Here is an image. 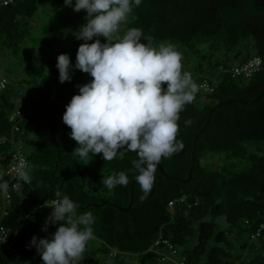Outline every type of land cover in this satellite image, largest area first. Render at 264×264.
I'll list each match as a JSON object with an SVG mask.
<instances>
[{
    "label": "trees",
    "instance_id": "obj_1",
    "mask_svg": "<svg viewBox=\"0 0 264 264\" xmlns=\"http://www.w3.org/2000/svg\"><path fill=\"white\" fill-rule=\"evenodd\" d=\"M86 15L66 7L64 0L0 4V60L10 63V83L0 92V182L7 180L3 172L16 146H25L30 161V183L9 189L7 214H0L12 236L10 249L0 252V264H42L36 249L27 245L34 235L45 238L56 231L55 225L47 232L41 229L57 190L79 205L78 213L91 211L94 216V236L78 264H173L175 259L186 264H264V97L252 105L234 101L216 109L197 138L191 181H180L188 177L195 135L219 99L253 100L264 90V6L256 0H142L121 23V36L138 28L154 47L167 43L176 51L184 49L188 54L181 55L182 71L198 85L203 75L215 85L214 93L199 90L185 106L177 135L184 147L161 160L169 177L157 168L155 189L143 201L131 164L135 153L112 161L98 154L94 172L72 154L77 142L62 117L78 94L76 86L92 78L76 70L71 82L61 84L56 63L65 53L75 63L83 43L75 39V31ZM141 42L148 40L142 37ZM254 55L263 59V68L249 81L220 71L233 60ZM19 68L25 73L20 70L22 77L14 79L10 72ZM17 110L22 114L11 120ZM186 120L192 123L186 125ZM120 172L129 176L126 187L109 190L101 183ZM182 195L189 203L171 211L169 202ZM132 198L129 210L118 207H129ZM258 230L260 236L253 238ZM159 236L176 252L155 247Z\"/></svg>",
    "mask_w": 264,
    "mask_h": 264
},
{
    "label": "clouds",
    "instance_id": "obj_2",
    "mask_svg": "<svg viewBox=\"0 0 264 264\" xmlns=\"http://www.w3.org/2000/svg\"><path fill=\"white\" fill-rule=\"evenodd\" d=\"M141 3L142 0H64L66 7L77 13L83 10L87 15L75 31V39L83 41L75 63L69 54H59L56 68L61 84L71 82L76 70L92 78L76 86L78 94L72 96L62 117L71 129L70 138L77 142L72 154L88 161L99 154L105 161H112L135 153L131 164L143 201L153 190L161 160L184 147L177 139L181 113L193 102L200 86L189 72L182 71V56L171 44L154 47L138 28L119 35L121 23L133 5ZM142 37L148 43L141 42ZM184 123L190 125L192 121ZM17 177L29 180L23 165ZM101 183L112 190L126 187L130 180L127 173L120 172L103 178ZM8 190V183L0 182V195L7 196ZM55 196L41 230L47 232L49 225H55L56 231L45 238L34 235L27 247L36 249L42 264H78L94 236L93 213H78L79 205L60 190ZM8 234L0 228V243H6Z\"/></svg>",
    "mask_w": 264,
    "mask_h": 264
},
{
    "label": "built area",
    "instance_id": "obj_3",
    "mask_svg": "<svg viewBox=\"0 0 264 264\" xmlns=\"http://www.w3.org/2000/svg\"><path fill=\"white\" fill-rule=\"evenodd\" d=\"M13 1L14 0H0V4L8 5L12 3ZM229 65H230L229 67H226L224 65L221 66L220 71L229 72L231 77L234 79H242L244 81H249L256 73L262 70L263 59L258 55H254L244 61L230 62ZM9 83H10V80L8 76L5 75L2 71H0V92L6 89ZM199 86H200V90L205 93L215 92V85L213 84L212 79L207 75L202 76L201 83L199 84ZM21 114H22V111H18V110L15 111L14 113L11 114V120H15V118ZM13 130L14 131L17 130L16 125L14 126ZM21 165H23L28 171L29 180L27 182L20 180L17 177V171ZM3 176L4 178H7V180L4 182L8 183L9 189L11 188L13 190H18L23 183H30V161L26 153L18 146H16L15 151L9 161L8 166L5 168L3 172ZM10 197H11V194L9 190H8L7 196L0 195V214L1 216L7 214V204L10 201ZM53 202L54 201H52V203ZM187 202H188V196L182 195L181 197L175 200H171L169 202V208L171 209V211L174 212L175 207L177 205H181ZM189 206H191V204H189ZM0 228H2L5 233H9L6 243L5 244L0 243V252H1V251H6L10 249L9 247L10 244L8 243L9 242L8 240L12 236H11V233L4 227V225L1 222H0ZM260 234H261L260 230H258L255 234H253V238L259 237ZM154 242H155L154 244L155 247H160L161 245H164L168 249L173 250V252H176L174 249V246L171 243H169L168 240H162L161 236H159ZM163 258L167 259L168 257L166 256ZM173 264H186V261L185 259H180V260L175 259L173 261Z\"/></svg>",
    "mask_w": 264,
    "mask_h": 264
},
{
    "label": "water",
    "instance_id": "obj_4",
    "mask_svg": "<svg viewBox=\"0 0 264 264\" xmlns=\"http://www.w3.org/2000/svg\"><path fill=\"white\" fill-rule=\"evenodd\" d=\"M260 5L264 6V0H256ZM264 97V90L259 94L257 95L253 100H244V99H230V100H223V99H219V102L214 105L212 107V109L210 110L209 114H208V117H207V120L205 122V124L203 125V127L198 131V133H196L195 135V139H194V143H193V149H192V162H191V166H190V169L188 171V177L186 179H180V181L182 183H189L191 181V178H192V174H193V170H194V165H195V155H196V141H197V138L199 136V134L201 132H203L205 130V128L208 126V124L210 123L211 119H212V115H213V112L218 109V108H221L223 106H226L227 104L231 103V102H234V101H237V102H241L243 104H246V105H252V104H255L257 103L258 101H260L262 98ZM158 168L160 169V171L167 177H169L168 174L165 173V170H164V167L159 164L158 165ZM153 189H155V182H154V187ZM132 202H133V198H132V201L129 205V207H121V206H118L120 209H123V210H129L131 205H132Z\"/></svg>",
    "mask_w": 264,
    "mask_h": 264
},
{
    "label": "rangeland",
    "instance_id": "obj_5",
    "mask_svg": "<svg viewBox=\"0 0 264 264\" xmlns=\"http://www.w3.org/2000/svg\"><path fill=\"white\" fill-rule=\"evenodd\" d=\"M163 44H167V43H163ZM178 52L181 54V55H187L188 53L187 52H185V50L184 49H180V50H178ZM15 60L16 59H11V61L12 62H15ZM26 61H27V59L26 58H23V59H21V63H22V65H25L26 64ZM8 63H4V62H2L1 60H0V71H2L5 75H7V76H9L8 75V66H10V63H9V61H7ZM232 62H235V60H233ZM12 66V65H11ZM21 69L19 68V69H14V70H12L11 72H10V74L13 76V78L14 79H18V78H20V77H22V75H21V71H22V73L24 72V70L22 69L21 71H20ZM14 72V73H13ZM25 73V72H24ZM24 75H27V73L26 74H24ZM202 92V91H201ZM204 93L205 92H202V94L204 95ZM35 135V133H34V130L32 131V133H31V136H34ZM36 135H38V133L36 132ZM23 151L24 152H26V148H25V146L23 145ZM84 161H85V163H86V165H87V167H88V170L90 171V172H94L95 170H96V168H95V160H94V157H92L91 159H90V161H88V160H86V159H84ZM225 225H226V223H225V219L224 218H220V226L221 227H225Z\"/></svg>",
    "mask_w": 264,
    "mask_h": 264
}]
</instances>
